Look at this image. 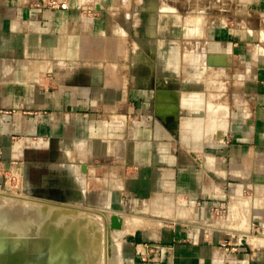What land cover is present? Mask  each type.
Returning a JSON list of instances; mask_svg holds the SVG:
<instances>
[{
  "label": "crops",
  "instance_id": "0c3cea01",
  "mask_svg": "<svg viewBox=\"0 0 264 264\" xmlns=\"http://www.w3.org/2000/svg\"><path fill=\"white\" fill-rule=\"evenodd\" d=\"M61 1L67 9L0 0V185L21 171L36 189L108 192L106 207L121 215L171 211L159 234H130L133 264L147 243L168 252L166 264H264V49L254 47L263 44L261 26L209 13L205 27L182 28L200 40L213 84L230 63L250 65L239 70L247 76L236 94L202 92L189 81L179 87L182 25L163 2L180 0ZM242 1L264 16V0ZM228 96L236 100L229 123ZM244 195L253 197L257 229L221 217Z\"/></svg>",
  "mask_w": 264,
  "mask_h": 264
},
{
  "label": "rangeland",
  "instance_id": "374dc122",
  "mask_svg": "<svg viewBox=\"0 0 264 264\" xmlns=\"http://www.w3.org/2000/svg\"><path fill=\"white\" fill-rule=\"evenodd\" d=\"M140 4V1L135 3L136 6ZM163 6L170 9L167 12L173 9L179 12L182 25L179 27L182 32L176 40L181 44L178 61L180 67L183 68L180 75L185 78L183 83L185 86L180 85L179 87H187L186 83L189 81L190 90L209 92L215 91L216 88L227 90L229 95L236 94L247 76L244 72L242 77L239 70L243 67L248 68L250 65L244 64L241 67L230 63L229 71L223 73V83H226L224 84L226 86L223 85V88V83L213 84L215 80L213 78L208 80L206 75H208L207 72H211V77H213L215 72L210 71L201 63L203 55L200 54L201 49L197 46L200 40L191 34L192 29L185 31L183 29L193 24L205 27L210 19L222 20L224 23L228 21L227 24L233 26L238 20H243L257 29L261 26L263 31L255 30V32L264 44V16L260 18L259 12L249 9L248 2L242 0L237 2L236 0L164 1ZM209 13L212 16L210 19ZM214 13L218 15L215 17ZM194 15L197 16L193 18ZM171 24L170 19L168 26ZM249 27L252 28V26ZM163 36L167 37L166 33ZM263 44L258 43L254 47L264 49ZM231 100L230 96L226 98L228 111L225 110L228 123L230 122L229 113L236 106V100L234 98ZM210 109L214 110V107ZM81 183L78 180V184ZM107 183L110 189L115 188L113 187L115 183ZM58 186L52 189H36L28 180H25L21 171L5 178L3 184L0 185V264H133L132 257L125 248V242L130 234L135 231L142 233L144 229H151L153 233L159 234L158 232L167 228L166 226L171 221V211L167 210L157 211V213L152 211L153 215L151 213L147 215L116 213L113 207H106L111 198L108 192L101 193L97 190V193L85 184L74 195L60 191L61 188ZM121 186L118 183L117 187ZM252 198L250 195H244L230 200L227 209H224V213L227 212L226 215L221 213L224 222L234 221L233 225L236 229L249 226L250 229H257L252 225L254 214V211L250 209ZM20 202H22V208H19ZM113 202L112 200V204ZM245 205H248L247 208ZM57 212L60 214H54ZM113 215L121 219V230L112 228L111 217ZM243 222L246 224L239 225ZM60 253L64 257L58 259ZM167 256L168 252L164 251L160 244L147 243L138 248L134 259L136 264H166L164 262L167 261Z\"/></svg>",
  "mask_w": 264,
  "mask_h": 264
},
{
  "label": "water",
  "instance_id": "95a60500",
  "mask_svg": "<svg viewBox=\"0 0 264 264\" xmlns=\"http://www.w3.org/2000/svg\"><path fill=\"white\" fill-rule=\"evenodd\" d=\"M87 169L85 166L82 167V173H86ZM57 205V204H55ZM54 212H56V210H54ZM111 223H112V228L115 230H121L122 228V221L121 219L117 216V215H113L111 217Z\"/></svg>",
  "mask_w": 264,
  "mask_h": 264
},
{
  "label": "built area",
  "instance_id": "2783aa9c",
  "mask_svg": "<svg viewBox=\"0 0 264 264\" xmlns=\"http://www.w3.org/2000/svg\"><path fill=\"white\" fill-rule=\"evenodd\" d=\"M49 5L53 8H58V9H67L68 8V3L61 1V0H50Z\"/></svg>",
  "mask_w": 264,
  "mask_h": 264
},
{
  "label": "bare ground",
  "instance_id": "6f19581e",
  "mask_svg": "<svg viewBox=\"0 0 264 264\" xmlns=\"http://www.w3.org/2000/svg\"><path fill=\"white\" fill-rule=\"evenodd\" d=\"M15 193H16V192H15ZM13 196H15V195H13ZM16 196H17V194H16ZM18 197H19V196H18ZM22 199H23V198H22ZM20 203H21V205L19 204V206H20L19 208H22V207H21V206H22V202H20ZM43 204H44V203H43ZM43 204H42V205H43ZM45 204H46V203H45ZM16 206H17V205H16ZM23 206H24V205H23ZM44 207H45V206H44ZM19 210H20V209H19ZM20 212H21V211H20ZM43 214H44V213H43ZM54 214H60V213L57 212V213H54ZM59 217H60V216H59ZM59 217H58V218H59ZM77 222H78V221H77ZM93 237H94V236H93ZM93 239H94V238H93ZM95 241H96V240H95ZM94 243H95V242H94ZM99 247H100V246H99ZM60 249H61V248H60ZM63 250H64V249H63ZM61 251H62V250H61ZM94 251H95V250H94ZM91 252H92V251H91ZM62 253H63V252H62ZM62 253L59 254L60 257L58 256V257H59L58 259L64 257V256H63L64 253H63V254H62ZM94 255H95V253H94ZM81 256H82V255H81ZM96 256H97V255H96ZM90 257H91V256H90ZM100 258H101V257H100Z\"/></svg>",
  "mask_w": 264,
  "mask_h": 264
}]
</instances>
